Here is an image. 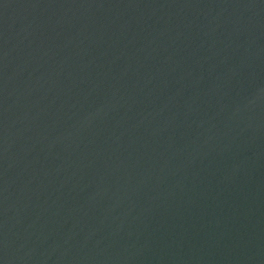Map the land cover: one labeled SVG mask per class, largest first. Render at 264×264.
I'll return each mask as SVG.
<instances>
[{
	"label": "water",
	"instance_id": "1",
	"mask_svg": "<svg viewBox=\"0 0 264 264\" xmlns=\"http://www.w3.org/2000/svg\"><path fill=\"white\" fill-rule=\"evenodd\" d=\"M0 264H264V0H0Z\"/></svg>",
	"mask_w": 264,
	"mask_h": 264
}]
</instances>
